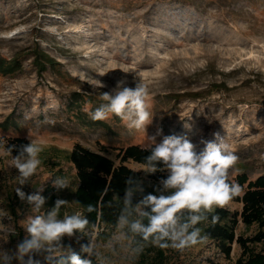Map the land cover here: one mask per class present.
I'll return each mask as SVG.
<instances>
[{"label":"rangeland","instance_id":"1","mask_svg":"<svg viewBox=\"0 0 264 264\" xmlns=\"http://www.w3.org/2000/svg\"><path fill=\"white\" fill-rule=\"evenodd\" d=\"M259 37H264V0H0V59L19 66L10 74L0 71V136L32 139L43 150L104 147L115 159L118 149L145 148L146 134L156 136L157 143L167 135H187L199 153L205 147L201 141L219 133L238 157L231 179L244 173L254 180L264 175V42ZM137 73L155 81L149 100L154 118L146 133L115 116L90 119L102 103L100 92H112L122 79L134 88ZM95 79L105 87L93 88ZM42 156L38 173L22 186L26 194L53 188L57 170L73 181L69 165L62 162L51 171ZM7 159L0 157V209L8 213L0 217V247L14 254L32 213L15 193L18 173ZM126 165L150 180L140 172L144 165L132 160ZM225 208L241 205L230 202ZM100 231H93L96 238ZM114 233L97 238L99 260L134 264L128 242L104 247ZM79 242L77 236L62 241L72 248L88 243ZM45 255L35 259L51 264ZM239 255L236 244L226 259L204 242L175 250L168 264H234Z\"/></svg>","mask_w":264,"mask_h":264},{"label":"clouds","instance_id":"2","mask_svg":"<svg viewBox=\"0 0 264 264\" xmlns=\"http://www.w3.org/2000/svg\"><path fill=\"white\" fill-rule=\"evenodd\" d=\"M257 39L264 42V37ZM256 70L262 69L257 67ZM107 73L101 72L99 76ZM135 77L138 82L134 88L126 86L127 81L122 79L112 92H100L102 103L89 113L90 119L107 121L115 116L128 128L146 133L154 118L149 100L155 81H145L138 73ZM91 86L97 89L105 87L99 79H95ZM146 136L148 143L145 151L148 155L144 157L140 172L145 177L157 172L166 173V178L159 179L154 193L147 194L144 179L136 174L126 178L121 198L123 207L116 219L115 233L104 247L115 249L117 245L124 246L128 242L132 253L138 255L143 250L142 244L131 245L139 238V241L160 249L183 252L207 238L201 236L196 226L207 220L208 214L216 208L228 206L233 198L240 195V185L233 182L230 176L238 157L219 133L214 134L212 141L202 140L205 147L199 153L187 135H167L159 143L156 136ZM14 151L16 155H13ZM42 151V146L35 140L10 145L0 136V157L9 158L8 167L17 170L15 193L22 202L31 206L32 213L26 218L25 236L18 243L15 253L0 247V264H12L14 259L19 264H40L35 259L38 254H46L45 259L56 264H94L100 258V252L88 217L79 211L61 217V209L69 204L64 199H57L50 209L45 208L47 198L41 194L44 186L31 194L22 190V186L29 184L38 173L42 165ZM51 186L57 191L69 189L70 181L56 176L51 179ZM87 210L92 212L94 209L89 205ZM7 215L0 209V217ZM218 219L213 216V223ZM77 233L88 238V243L81 245V252L86 254L83 257L71 245L66 247L62 243L64 237L73 238Z\"/></svg>","mask_w":264,"mask_h":264},{"label":"trees","instance_id":"3","mask_svg":"<svg viewBox=\"0 0 264 264\" xmlns=\"http://www.w3.org/2000/svg\"><path fill=\"white\" fill-rule=\"evenodd\" d=\"M38 56L47 63H53V60L46 54L38 52ZM18 68L16 60L0 59V71L3 74L13 73ZM7 143L21 145L28 143V140L16 137L9 139ZM106 151L104 147H101L98 152L92 151L80 144H75L70 150L46 148L42 151V155H45L42 156L43 161L46 165L47 163L50 165L51 171L63 162L69 165L74 172L69 189L57 191L47 187L44 190L42 195L47 198L45 207L48 209L54 207L57 199L69 201V204L61 209V217L75 211L83 213L88 217L92 231L102 229L98 232L97 238L103 240L115 232L116 219L123 207L121 198L124 195L126 178L136 174L144 179L138 171L128 167L126 162L132 160L144 165V157L148 155L145 148L138 145L118 149L115 159L106 155ZM16 154L14 151L13 155ZM60 171L53 173L54 178L56 176L68 178ZM148 178L150 180H144L145 194L154 193L159 179L166 178V173L157 172L149 175ZM231 180L239 184L242 189L240 195L233 198L231 202L240 204L241 208L234 211L225 207L216 208L213 213L208 214L207 220L196 226L200 229L201 236L207 237L202 243H211L226 259H230L232 246L236 244L240 249V255L234 264H264V175L250 180L243 173ZM89 205L94 209L92 212L87 210ZM213 216L219 217L215 223L212 220ZM240 226L243 228L242 233L237 232ZM76 236L81 238V242H88L87 237H81L79 233ZM140 244L143 250L138 255L134 254L136 258L134 264H168L171 253L175 251L160 249L150 243L139 241V238H136V242L131 247ZM72 249L82 257L86 255L81 252V248L73 247ZM51 264H56V262L53 261ZM94 264L103 263L98 259L94 261ZM181 264L195 263L182 262Z\"/></svg>","mask_w":264,"mask_h":264}]
</instances>
